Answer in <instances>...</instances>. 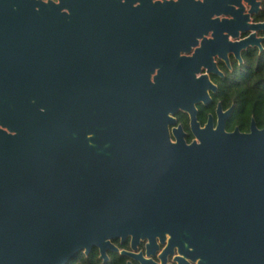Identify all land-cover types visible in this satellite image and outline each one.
<instances>
[{
    "label": "water",
    "instance_id": "water-1",
    "mask_svg": "<svg viewBox=\"0 0 264 264\" xmlns=\"http://www.w3.org/2000/svg\"><path fill=\"white\" fill-rule=\"evenodd\" d=\"M198 4L0 0V264L167 234L200 264H264V127L228 131L221 104L216 125L198 120L217 90L180 55ZM247 28L241 48L261 47L264 22Z\"/></svg>",
    "mask_w": 264,
    "mask_h": 264
},
{
    "label": "flooded vegetation",
    "instance_id": "flooded-vegetation-1",
    "mask_svg": "<svg viewBox=\"0 0 264 264\" xmlns=\"http://www.w3.org/2000/svg\"><path fill=\"white\" fill-rule=\"evenodd\" d=\"M194 1L202 5V11L184 15L189 17L193 23L198 24L196 37L192 43L189 41L183 45L180 55L188 58L196 55L201 58L199 62L201 69L195 73L196 78L200 79L206 75L211 83L217 85L216 91L209 90L212 101L197 105L198 120L204 126L212 115L216 125L219 118V105H222L221 113L223 114L233 107L231 114L226 118V129L233 131L237 127L229 130L228 125L231 123L235 106L234 104L229 107L225 106L217 100V96L221 84L238 80L244 71L257 64L259 57L264 53V30L258 31L256 36L262 38L261 47L250 45L241 48V42L248 39L253 33V30L247 26L252 23L264 22V0H257L260 2L259 10L253 14L251 13V0H230L233 14L218 13L220 0H209L211 4L209 8L204 7L208 0ZM177 71L181 74L185 73L178 69ZM176 118L175 126L183 127L187 133V142L191 143L194 136L191 132L189 114L180 111L176 114ZM172 128L173 126H171ZM173 241V238L167 234L163 241L158 238L149 248V239L140 241L137 248H133L130 237L125 241L119 238L112 241L118 250L108 249L106 257H102L100 249L94 247L88 254L84 251L80 252L68 264H200L202 258H195L192 248L188 252Z\"/></svg>",
    "mask_w": 264,
    "mask_h": 264
},
{
    "label": "trees",
    "instance_id": "trees-1",
    "mask_svg": "<svg viewBox=\"0 0 264 264\" xmlns=\"http://www.w3.org/2000/svg\"><path fill=\"white\" fill-rule=\"evenodd\" d=\"M217 100L227 107L235 106L229 130L239 127L249 131L253 119L264 127V53L238 80L221 84Z\"/></svg>",
    "mask_w": 264,
    "mask_h": 264
}]
</instances>
